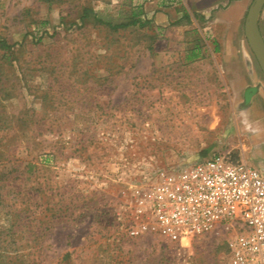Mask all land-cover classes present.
Listing matches in <instances>:
<instances>
[{
  "label": "rangeland",
  "instance_id": "rangeland-1",
  "mask_svg": "<svg viewBox=\"0 0 264 264\" xmlns=\"http://www.w3.org/2000/svg\"><path fill=\"white\" fill-rule=\"evenodd\" d=\"M254 1L0 0V264L228 263L217 233L131 232L158 169L254 156Z\"/></svg>",
  "mask_w": 264,
  "mask_h": 264
},
{
  "label": "built area",
  "instance_id": "built-area-1",
  "mask_svg": "<svg viewBox=\"0 0 264 264\" xmlns=\"http://www.w3.org/2000/svg\"><path fill=\"white\" fill-rule=\"evenodd\" d=\"M136 193L132 234L154 233L190 246L200 237H226L227 264H264V175L214 153L150 174Z\"/></svg>",
  "mask_w": 264,
  "mask_h": 264
},
{
  "label": "water",
  "instance_id": "water-1",
  "mask_svg": "<svg viewBox=\"0 0 264 264\" xmlns=\"http://www.w3.org/2000/svg\"><path fill=\"white\" fill-rule=\"evenodd\" d=\"M264 7V0H255L250 7L245 23V33L251 50L258 59L264 72V39L259 30V17Z\"/></svg>",
  "mask_w": 264,
  "mask_h": 264
},
{
  "label": "crops",
  "instance_id": "crops-1",
  "mask_svg": "<svg viewBox=\"0 0 264 264\" xmlns=\"http://www.w3.org/2000/svg\"><path fill=\"white\" fill-rule=\"evenodd\" d=\"M259 30L261 32L260 17ZM247 128L249 130V133L251 134V137L254 139V156H250L248 154L246 155V153H243L241 151V155L237 162H244L258 169L264 175V125L260 124V122L253 121V124L248 125Z\"/></svg>",
  "mask_w": 264,
  "mask_h": 264
},
{
  "label": "trees",
  "instance_id": "trees-1",
  "mask_svg": "<svg viewBox=\"0 0 264 264\" xmlns=\"http://www.w3.org/2000/svg\"><path fill=\"white\" fill-rule=\"evenodd\" d=\"M47 1H51V0H47ZM90 9L89 8H83L82 10V16H81V19L84 20L90 13ZM100 23H103V24H107L110 28L112 29H125V28H129V27H133V26H144L145 25V21H142L141 19L138 18V14L136 13H133L132 14V17H131V20L126 22V23H120V24H117V25H113L111 23H105L103 21H99ZM3 44L4 47H8V45L6 43H1ZM28 169H26V173H28L30 170H31V167H27ZM3 186V185H2Z\"/></svg>",
  "mask_w": 264,
  "mask_h": 264
}]
</instances>
